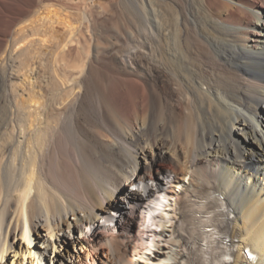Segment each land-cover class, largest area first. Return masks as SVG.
I'll use <instances>...</instances> for the list:
<instances>
[{
    "label": "bare ground",
    "instance_id": "1",
    "mask_svg": "<svg viewBox=\"0 0 264 264\" xmlns=\"http://www.w3.org/2000/svg\"><path fill=\"white\" fill-rule=\"evenodd\" d=\"M261 107L264 0H0V264H264Z\"/></svg>",
    "mask_w": 264,
    "mask_h": 264
},
{
    "label": "rangeland",
    "instance_id": "2",
    "mask_svg": "<svg viewBox=\"0 0 264 264\" xmlns=\"http://www.w3.org/2000/svg\"><path fill=\"white\" fill-rule=\"evenodd\" d=\"M103 42V41H102ZM77 55V50H74V51H72V53L71 54H68V55H65V56H59V57H57V60H56V65L57 66H59L60 67V71L58 70V72L59 73H62V67H64L63 65L66 63H69V62H71L73 59H74V56H75V54ZM73 56V57H72ZM63 57H65V59H67V60H65V59H62ZM72 57V58H71ZM77 56H75V58H76ZM22 58H23V61H25V59H26V62L25 63H28L27 61H28V55H27V53L26 54H24L23 53V55H22ZM60 58V59H59ZM62 59V60H61ZM70 59H71V61H70ZM58 60H60L59 62L60 63H57L58 62ZM64 60H65V62H64ZM68 61V62H67ZM22 62V61H21ZM261 110H263L264 111V107H261ZM263 115H264V113H263ZM124 192H126V189H125V191ZM118 204V205H117ZM120 206V207H119ZM113 208V210H116L117 212H119V211H121L122 210V208H123V202H122V200L121 199H117V200H115V201H113V203L111 204V209ZM116 214H118V213H116ZM117 216V215H116ZM121 228H122V226H121ZM41 233L42 234H44V231H42L41 230ZM40 241H41V236H38L37 237ZM38 243L41 245L42 243H40L39 241H38ZM124 245L123 244H121V248L123 247ZM103 249H105V248H100L99 249V251H97V253L96 254H99L101 257H103L104 258V252H105V250H103ZM96 252V251H95ZM96 261H98V258L96 257V259H95Z\"/></svg>",
    "mask_w": 264,
    "mask_h": 264
}]
</instances>
